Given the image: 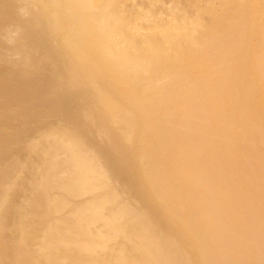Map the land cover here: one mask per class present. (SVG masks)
Returning a JSON list of instances; mask_svg holds the SVG:
<instances>
[{
    "label": "bare ground",
    "instance_id": "6f19581e",
    "mask_svg": "<svg viewBox=\"0 0 264 264\" xmlns=\"http://www.w3.org/2000/svg\"><path fill=\"white\" fill-rule=\"evenodd\" d=\"M16 1L22 13L37 6L44 21L31 14L13 22L21 24L9 42L24 53L20 69L52 58L72 89L85 87L80 113L87 120L107 117L106 124L96 121L97 133L111 152L132 159L139 198L153 201L157 214L145 203L120 201L110 187L50 219L37 249L27 247L26 217L63 208L64 198L52 189L75 196L82 189L85 197L110 182L97 153L77 138L83 135L71 137L72 129L57 141L48 135L57 143L43 154L35 197L25 211L19 208L14 243L4 240L11 187L0 169V264H264V0H209L197 10L201 0H185V8L175 3L169 23L157 20L150 29L133 26L137 16L119 0ZM136 9L143 19L147 12ZM57 149L65 150L63 158ZM162 221L175 232L160 231Z\"/></svg>",
    "mask_w": 264,
    "mask_h": 264
},
{
    "label": "rangeland",
    "instance_id": "374dc122",
    "mask_svg": "<svg viewBox=\"0 0 264 264\" xmlns=\"http://www.w3.org/2000/svg\"><path fill=\"white\" fill-rule=\"evenodd\" d=\"M8 1H9V3H8ZM184 1L185 0H151V1L150 0H119L118 4H119V7H122L121 9L124 8L123 10L124 11L126 10L125 12H127V14L131 13L132 16H134V17L137 16L134 18L135 23L133 22V26L137 23L135 26L139 25L138 26L139 28L141 27V28H145V29H150L152 27L151 25L152 24L154 25V21L156 22L157 20L159 21L162 19L161 20L162 22L160 21V23H162V24L163 23L164 24L169 23L170 19L173 18V16L171 15L170 12L172 11V14H173V8L174 7L176 8L177 5L178 6L181 5L180 7L185 8V6H183V5H186V3ZM206 1L203 2V0H201L200 1L201 3L200 2H199V4L196 3V5H195L196 8L195 7L194 8L197 10V7L198 8L204 7L209 2V0H206ZM4 2H6V3H4ZM178 2H181V3L179 4ZM13 3H14V5H12ZM175 3H178V4L176 5ZM19 4L21 5V3L17 2L16 0H6V1L0 0V6L3 5L2 7H0V18H1L0 23L5 22L4 20L2 22V18H5V20H6V18H9L6 20V23L0 24V37H1L0 38V90H1L0 91V102H1L0 103V111H1L0 112V165L2 166V167L0 166L1 167L0 169H2V171H3V173L2 172L1 173L4 174V175H2V177H3L2 180L4 179L3 182L5 183L6 181H8L10 183V187H11L10 188L11 190H9V192L7 193L8 194L7 200L5 202V206L3 207V208H5V210H4L5 216L3 217V223H5L4 225L7 227L8 231H9L8 233H5L4 240L8 241L9 243H14V242H16L17 238H19V236H20V233L17 232V230L14 228V225L16 223H18V220H19L18 219L19 215H20V209L19 208H22L21 210L25 211L27 202L30 201L32 197L33 198L35 197V195H34L35 181L39 178L41 169H42L43 164L45 162V160H43L44 155H45L44 153H46L50 150L52 151L54 149L51 146V143L53 146H55L54 144L57 143L56 141H57V139H59L58 135L61 136V138H63V135H66L64 137H69V135H70L69 133L72 130H73V132H71V133H73L75 135L72 134V135H70L71 137L72 136L77 137V136L83 135V137H77V138L82 140L83 143L88 148H90L94 153H97V156L100 159V162L102 165V169L105 171V173H108L107 174L108 182L109 181L110 182L108 184H105V185H104V183L103 184L100 183L101 187L97 188L98 190L96 192H95V190H93V191L91 190V194H89L90 193L89 192L87 195H85V197H84V192L87 193V191L82 190V189L80 190V191H83L81 193H79L80 191H77L79 193L78 194L79 196L78 195L75 196V194H77L75 191L72 192L75 194H72V193L67 194V193H64L62 190H58L57 188H54L55 191H54V189H52L51 194L53 196L55 195V197L61 196L62 198H64V202L65 203L67 202L66 206L64 203L63 208L61 206V208L58 211H55L54 215H52L53 212H50L51 214L47 212L48 218H47V215L43 216V218L45 217L46 219L44 218V221H42V222H41V220H43L42 217L37 218V216H36V219H35V217L34 218L29 217V216L26 217V219H25L26 221L24 220V227L26 228V229L24 228V230H25L24 231V233H25L24 239H25L26 244H28L27 241H29V246L26 245L27 247H30L32 249H35V248L37 249V247L40 245L42 240L40 242H38V241L44 237L43 236V234H44L43 230H45V227H46L45 224H47L50 219L54 220L55 218L59 219L60 217L67 216L69 214L68 211L71 212L73 205L77 206L79 204H82L81 202L84 203L88 200H91V198L97 197L96 195H98V193H99V196L103 195L104 193L107 192L108 188H110V187L112 189L119 190L120 201H123V202L125 201V203L130 202L129 204H132L133 206H136V207L140 206V205H144V203H145V207L152 214L153 213L157 214V207L153 201L147 202V204H146V202L141 201L139 198V194H138L139 189H137V188H139L138 168L134 165V162L132 161V159L128 156L122 158L121 156L116 155L115 153L111 152L108 149L106 137L100 136L97 133L98 126L100 125L101 122L96 124L97 123L96 121L98 120V122H99L100 120L102 121V119L100 118V120H99V118L98 119L95 118V119H93L94 121L89 120V119H88L89 120L88 121L87 118L83 117V115L80 113V109L83 107V105L85 104V101H86V97L81 96L82 93L83 94L85 93V90H86L85 87L81 86L82 88L78 89L79 86L78 87L76 86L77 88L74 86L73 87L74 89H72V85L70 86V83L68 82L69 77L67 78V76H66L68 74L67 73L65 74V72H63L62 64H60L59 60H55V62H54L52 58L49 59L48 57H46L47 59H49V60H47L45 58L46 61L42 58L41 59L37 58V60L43 61L42 63L40 61H38V62H40V67L37 68L38 70L34 69V68L33 69L28 68V70H27L26 66H24L25 69H24V67H23V69H20L19 66L24 65L21 61L22 57L24 56V53L23 52L21 53L22 49L19 48L17 45L14 46L12 43V46H11L10 39H11V37H16L15 35H17V29H14V28H19L21 26V24H19V25H18V23L14 24L13 22L21 23V21H22V23H24L25 21L28 20V19H24V18H30L31 19V14H33L32 15L33 19H36L35 15H37L36 17H40L39 16L40 14H39V11H37V12L34 11V8H35V10L38 9L37 6L31 7L30 9L32 11L29 9L28 13H26V12L22 13L23 11H20L22 5L20 6ZM7 7L13 8V9H9V12H8ZM2 8L4 9V11H1ZM16 8H17V10H16ZM136 8H139L141 10V13L147 12L148 14L147 13L144 14L143 19H142V16H141V18H139L138 17L139 15L136 11L138 9H136ZM171 8H172V10H171ZM194 8L187 9L188 15L189 16L191 15V17H193L194 14L196 13V10H194ZM1 12H6V13L8 12V13L6 14V17H3V16H1ZM10 12L12 13L11 15L9 14ZM192 12H194V13H192ZM17 13L20 15H18ZM29 13H30V15H29ZM36 13H38V14H36ZM136 13H137V15H136ZM190 13H192L193 16ZM15 14L17 15V17ZM24 15H25V17H24ZM9 16H11L12 18ZM20 16H21V20L19 21V19L17 20V18H20ZM206 16H205V18H206ZM14 17H15V19H14ZM37 19L38 20H35V21L39 22V20L41 19L40 21L44 22L41 17L37 18ZM205 20H209V17L207 16V18ZM12 29H13V31H12ZM14 31H16V32H14ZM32 41H33V39H32ZM32 41H31V43H32ZM34 42H35V39H34L33 43L32 44L30 43V44L34 45ZM48 45L49 46H47V51L48 52L50 51V53H48V54H50V55L54 54L55 49H53V47H51L50 44H48ZM13 46H14V48H13ZM49 47H51L52 50ZM32 57H34V58H32ZM32 57H31L32 59L36 60L35 55H33ZM47 61H49L48 62L49 64H47V66H46L45 63ZM18 63H20V64H18ZM50 63H53V64L51 65ZM48 66H49V68H47ZM46 68H47V70H46ZM61 75H63L65 78L62 77ZM69 76H71V75H69ZM62 78H64V79H62ZM61 79L63 81H61ZM52 80H55V81H52ZM58 80L60 82H58ZM65 80H67V81H65ZM50 83H52V84H50ZM67 83H68V85H66ZM2 87H3V89H2ZM67 88H68V90H67ZM69 90H71V91H69ZM78 95L80 97H78ZM4 97H6L5 100H4ZM79 98H81V99L79 100ZM7 99L10 100L9 103L7 102L8 101ZM11 101H14V102H11ZM2 103H4V104H2ZM78 112L80 114H78ZM64 121H66V122H64ZM105 121L107 122L106 116L103 117L102 122H104V124H106ZM91 122H92V124H91ZM95 125H97V126H95ZM95 127H96V129H95ZM64 130L70 131V132H65ZM74 131H75V133H74ZM67 133H68V136H67ZM48 135H52V136L54 135L53 137L55 138L56 141L53 140V142H52V138H51L52 136L49 137ZM55 136H57L58 138ZM44 139H45V141H44ZM33 144L36 147H34ZM61 150L62 149L56 150L57 151L56 155L58 156V158H60V157L63 158L65 155V153H64L65 150L64 149L62 151ZM124 150H122L123 153H125V151H126V150L125 151ZM41 152H42V154H41ZM99 153H100V155H99ZM126 153H127V151H126ZM115 163H116V165H115ZM110 168H111V170H110ZM62 169L63 168L58 167L57 170L59 172L57 170H55V173H57V175L59 173L60 177L65 176V173L64 174H63V172L61 173ZM26 176H27V178H26ZM109 176H110V178H109ZM28 177H30V179ZM32 180H33L34 184H33ZM132 181H134V182H132ZM110 184H112V185L109 186ZM107 185H108V187H105ZM104 188H107V189L104 190ZM119 188H121V189H119ZM92 192H94V193L92 194ZM59 194H61V195H59ZM28 195H30V196H28ZM66 195L74 196V197L70 198L69 196H66ZM127 195L128 196L130 195V198H128ZM67 197H69V198H67ZM65 198H66V201H65ZM72 198H74V199H72ZM76 198H78V199H76ZM128 200H129V202H128ZM69 202H71V203H69ZM76 202H79V203L76 204ZM138 202L140 203V205ZM65 208H66V210H65ZM63 210H65L64 213H63ZM59 213H60V215H59ZM57 217H59V218H57ZM168 224H170V222L162 221L157 226V228L160 231H162L163 233L175 232L172 225L171 224L168 225ZM11 228H13V229H11ZM31 235H32V239H31Z\"/></svg>",
    "mask_w": 264,
    "mask_h": 264
}]
</instances>
